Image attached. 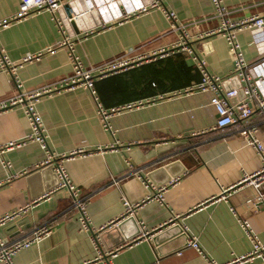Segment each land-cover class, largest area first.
I'll return each mask as SVG.
<instances>
[{
	"label": "crops",
	"instance_id": "1",
	"mask_svg": "<svg viewBox=\"0 0 264 264\" xmlns=\"http://www.w3.org/2000/svg\"><path fill=\"white\" fill-rule=\"evenodd\" d=\"M20 1L0 0V19L16 13ZM224 2L234 20L264 13V0ZM166 9L174 10L179 23L186 24L189 42L205 58L208 70L224 78L225 88H238L234 99L241 98L242 80L233 73L234 54L226 36L214 32L198 37L220 25L212 0H161V6L99 25L87 35L83 27L89 18L70 19L66 7L65 13L69 30L76 34V53L86 66H95L121 54L151 52L179 40L182 30L172 26ZM62 35L47 9L31 12L0 30V44L12 59L45 51L19 69L23 90L59 84L72 73L66 46L46 51ZM237 38L246 59L262 63L264 38L256 41L249 28L239 30ZM257 72H264V63ZM201 77L194 59L182 51L97 78V93L106 107L156 97L144 106L112 115L115 134L103 126L89 89L76 86L42 96L37 108L54 151L119 144L64 161L86 200L88 227L79 219L80 209L69 188L58 186L51 164L42 163L47 154L39 142L7 149L3 156L11 161L10 167L3 165L0 155V217L20 210L0 226V234L13 241L39 228H51L19 249L13 263L103 264L107 256L112 264L227 263L248 254L255 238L264 243V184L258 189L241 182L245 171L262 166L263 158L242 135L244 123L217 126L211 90L170 95ZM17 91L9 74L0 71V100ZM248 124L257 126L256 135L264 143V114L255 111ZM29 131L21 106L0 111V144L19 141ZM164 184V201H160L154 195ZM125 198L140 202L134 214L125 215ZM192 234L203 253L188 244ZM240 264H264V255Z\"/></svg>",
	"mask_w": 264,
	"mask_h": 264
},
{
	"label": "built area",
	"instance_id": "2",
	"mask_svg": "<svg viewBox=\"0 0 264 264\" xmlns=\"http://www.w3.org/2000/svg\"><path fill=\"white\" fill-rule=\"evenodd\" d=\"M214 4V13L220 18V25L217 28L201 32L198 37L202 38L214 32H220L226 36L230 49L234 54V69L233 73L242 80L241 91L243 96L239 99H234L239 94L238 88H225L224 78L218 74L210 72L207 68L206 60L197 53L192 43L189 42V34L186 30V24L179 23L177 13L172 9H166L168 18L174 28L182 30V36L179 40L170 46L159 47L151 52H141L137 54H121L95 66H86L75 50L76 34L69 30L67 15L70 19L80 17H88L89 22L83 27L84 34H89L94 31L99 25L106 26L108 23L115 21L121 22L134 14L146 11L153 6H161V0H21L19 9L16 13L0 19V30L9 26L12 22L26 17L34 11L47 9L52 12L53 17L57 20L62 31V37L55 45L47 47L46 51H54L58 46H66L69 51V56L73 64L72 73L61 83L55 85H46L35 90H23L22 80L19 76V69L28 61L39 59L44 50L37 52H29L23 55L19 60L12 59L7 53L4 46L0 44V71L9 74V78L18 88L15 95L0 100V111L21 106L29 120L30 131L19 141H9L0 144V155L2 163L5 167L11 166V161L3 156V153L14 146L21 145L27 141H37L46 151V157L42 161L43 164H52L53 169L59 177L58 186H66L71 191L74 198V203L80 209L79 219L83 226L90 225V218L86 210V200L80 194V187L75 184L69 175L64 161L67 158L75 156H85L102 151L106 148L115 147L119 144L118 141L111 145H100L95 149H87L83 146H77L68 152L58 153L51 149L48 139L49 134L43 117L37 108V102L42 96L50 94L54 91H61L65 88H74L83 86L89 89L97 102V112L105 129L115 134L116 129L112 126L111 117L115 113L144 106L153 101L156 97L140 98L132 101H126L111 107H106L102 104L95 81L97 78H102L110 74L118 73L141 64L145 61H151L159 57L176 53L186 52L190 55L197 67L199 68L202 77L199 81L186 85L182 88L173 90L170 95H178L182 93H190L195 90H211L213 92L211 103L217 112L216 125L219 127H227L238 122H243L241 133L253 144L263 158L262 166L253 172H244L241 182L252 184L258 189H261L264 184V143L257 137V126L249 125L250 116L255 111L264 114V72H257L259 61H249L245 57V53L237 38V32L241 29L249 28L254 32L256 41L264 38V13H253L244 16L240 19H232L231 11L225 4L224 0H212ZM69 7H66V5ZM66 7V13H65ZM79 38V37H78ZM163 97L164 94H160ZM167 184L160 186L157 189L154 197L160 201H164V191ZM262 198V192L259 195ZM125 215L134 214L140 202H132L129 199H124ZM20 210H15L0 217V226L7 220L14 218ZM124 215V216H125ZM144 227V221H140ZM51 231L50 227L39 228L34 231L29 237L20 238L10 241L0 234V261H5L8 264L13 263L14 254L21 248L30 245L32 242L39 240L43 235ZM145 234V232H144ZM188 244L196 247L201 253L203 250L196 235L192 234ZM264 243H261L255 238L252 250L246 254L235 257L227 263H217L213 260L210 264H240L249 257L264 255ZM113 256V252H111ZM103 264H112V259L107 256L103 260Z\"/></svg>",
	"mask_w": 264,
	"mask_h": 264
},
{
	"label": "water",
	"instance_id": "3",
	"mask_svg": "<svg viewBox=\"0 0 264 264\" xmlns=\"http://www.w3.org/2000/svg\"><path fill=\"white\" fill-rule=\"evenodd\" d=\"M66 7H69V5L67 4ZM51 166L53 167V165L51 164ZM59 182V181H58ZM130 219H134L133 217H131Z\"/></svg>",
	"mask_w": 264,
	"mask_h": 264
}]
</instances>
